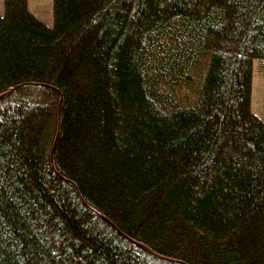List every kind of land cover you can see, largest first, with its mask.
Instances as JSON below:
<instances>
[{"label":"trees","instance_id":"1","mask_svg":"<svg viewBox=\"0 0 264 264\" xmlns=\"http://www.w3.org/2000/svg\"><path fill=\"white\" fill-rule=\"evenodd\" d=\"M53 16L0 12V264H264V0Z\"/></svg>","mask_w":264,"mask_h":264},{"label":"rangeland","instance_id":"2","mask_svg":"<svg viewBox=\"0 0 264 264\" xmlns=\"http://www.w3.org/2000/svg\"><path fill=\"white\" fill-rule=\"evenodd\" d=\"M31 10L48 24H53V0H29ZM0 12H4V0H0ZM252 109L264 119V60L254 59L252 85Z\"/></svg>","mask_w":264,"mask_h":264},{"label":"water","instance_id":"3","mask_svg":"<svg viewBox=\"0 0 264 264\" xmlns=\"http://www.w3.org/2000/svg\"><path fill=\"white\" fill-rule=\"evenodd\" d=\"M16 88V87H15ZM11 91H13V89H10V90H8L7 92H4V93H2L0 96H3V95H5V94H7V93H10ZM58 133H59V131L57 132V135H58ZM57 137V136H56ZM54 146H55V143H54ZM54 146H53V149H54ZM133 240V239H132ZM134 242H136L137 244H140L138 241H136V240H133Z\"/></svg>","mask_w":264,"mask_h":264}]
</instances>
